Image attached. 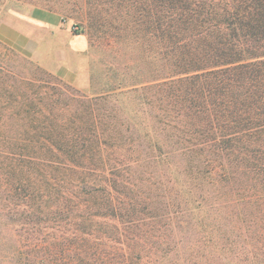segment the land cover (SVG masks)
<instances>
[{"label": "trees", "instance_id": "trees-1", "mask_svg": "<svg viewBox=\"0 0 264 264\" xmlns=\"http://www.w3.org/2000/svg\"><path fill=\"white\" fill-rule=\"evenodd\" d=\"M114 1L158 65L123 98L22 80L0 264H264V0Z\"/></svg>", "mask_w": 264, "mask_h": 264}, {"label": "rangeland", "instance_id": "rangeland-1", "mask_svg": "<svg viewBox=\"0 0 264 264\" xmlns=\"http://www.w3.org/2000/svg\"><path fill=\"white\" fill-rule=\"evenodd\" d=\"M139 17L147 19L118 12L114 0H0V145L8 101L16 105L22 80L35 73L63 100L76 97L68 89L123 98L119 93L148 79L158 62L149 57L151 37L134 24Z\"/></svg>", "mask_w": 264, "mask_h": 264}]
</instances>
